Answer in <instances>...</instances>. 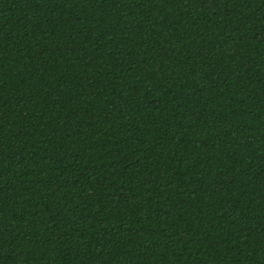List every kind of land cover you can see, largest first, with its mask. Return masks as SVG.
<instances>
[{
    "label": "trees",
    "instance_id": "obj_1",
    "mask_svg": "<svg viewBox=\"0 0 264 264\" xmlns=\"http://www.w3.org/2000/svg\"><path fill=\"white\" fill-rule=\"evenodd\" d=\"M0 264H264V0H0Z\"/></svg>",
    "mask_w": 264,
    "mask_h": 264
}]
</instances>
